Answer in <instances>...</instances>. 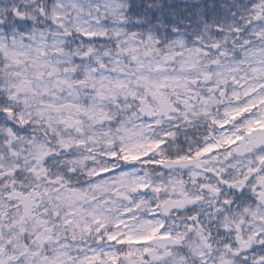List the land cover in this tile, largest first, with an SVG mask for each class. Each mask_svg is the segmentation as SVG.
Instances as JSON below:
<instances>
[{
    "label": "snow or ice",
    "instance_id": "1",
    "mask_svg": "<svg viewBox=\"0 0 264 264\" xmlns=\"http://www.w3.org/2000/svg\"><path fill=\"white\" fill-rule=\"evenodd\" d=\"M66 2L82 11L77 0H58L57 7L64 9ZM101 8L107 12L101 13ZM126 8V0H102L96 5V22L99 24L98 17L107 14L118 25H126L129 20ZM40 11L46 13L47 6L43 5ZM14 13L19 18L11 24L12 13L0 14V29L3 30L0 31V71L10 77L6 89L8 99L22 98L29 110L28 119L23 114L17 116L20 126L42 124L48 133L57 137L56 143L63 152L82 149L88 153L81 160H68V164L83 166L84 160H91L94 166L87 171L91 180L88 187H73L62 173L52 177L44 167L49 156H59L61 151L51 148V142L35 138V142L29 141L35 165H39L29 170L56 187L49 189L37 183L23 189L12 188L7 195L16 202L18 209L13 225L19 226L23 234L25 229L21 225L25 218L36 217L35 209H39L42 202L47 201L54 208L62 205L68 210L65 217H61L65 225L73 223V216L91 217L92 224L99 225L95 232L102 233L108 244L128 249L123 256L126 264H147L143 256L154 251L149 245L171 239V236L164 232L163 223L145 220L136 214L145 201L135 200L132 194L149 189L156 193L175 192L182 188V181L171 178L167 185H153L152 171L188 165L199 167L208 162L206 157L215 159L219 152L226 153L227 158L234 152L242 154L264 146V62L253 65L250 75L238 78L241 69L235 66L237 62L220 60L228 55L217 38L223 31L221 28L210 37L215 43L201 46L189 45L180 36L158 35L151 29L135 32L120 26L110 29L115 40V54L111 47L104 51L106 62L96 56L91 46L68 52L67 42L56 38L59 31L46 32L40 26H33L19 7ZM65 19L66 16L54 11L46 23L63 29V34L70 36ZM74 27L84 41L108 39V28L87 31L78 23ZM209 47L218 51L210 61L216 66L212 71L201 61V57L212 54ZM89 58H94L93 62L85 63ZM13 68L19 71H6ZM230 84L236 87L229 95ZM205 91L210 95L205 96ZM216 93L220 97L227 96V100H218ZM221 103L227 104L225 118L218 120L213 116L210 119L209 126L220 129L214 142L201 144L198 138H190L192 143L188 151L170 158L161 150L169 137H175V132H164L159 138L150 135L164 121L175 122L177 118L194 127L201 117H209L211 104ZM0 104H3L2 99ZM33 106L35 121L31 119ZM6 115L16 114L12 107L5 106L0 120ZM180 126L170 125L176 129ZM0 131L11 139L16 138L14 128ZM261 159L264 161V157ZM68 171L74 172L75 168ZM169 202L162 201L160 206ZM85 204L90 207H84ZM46 214L47 209H44L37 218L44 227L34 233L41 247L55 240L51 235H42L44 231H52L44 219ZM150 214H155V210H150ZM53 215L59 213L53 212ZM7 218V213L0 211V221ZM108 225L111 230H106ZM6 226L0 222V229ZM83 230L92 231L86 221ZM0 239H3L2 234ZM3 250L0 245V251ZM60 255L64 254L43 257L41 264H59ZM103 255L107 256V261L93 250L84 260L87 264H119V257L107 252Z\"/></svg>",
    "mask_w": 264,
    "mask_h": 264
},
{
    "label": "clouds",
    "instance_id": "2",
    "mask_svg": "<svg viewBox=\"0 0 264 264\" xmlns=\"http://www.w3.org/2000/svg\"><path fill=\"white\" fill-rule=\"evenodd\" d=\"M77 2L82 11L72 8L67 2L64 9H59L58 0H0V14L12 13L9 17L11 24L19 18L14 13V9L19 7L33 26H40L46 32L59 31L60 35L56 38L67 42L65 47L68 52L73 53L82 46H91L96 56L106 62L108 58L103 56L104 51L111 47L115 54V40L110 29L117 26L135 32L151 29L158 35L167 34L172 38L180 36L189 45L201 46L204 43H215V39L210 37L221 28L223 31L217 38L221 40L228 55L220 57V60L236 61L235 66L241 69L237 73L238 78L250 75L253 65L264 62V0H126L128 8L125 11L129 16L126 25H118L107 14L98 17L99 24L96 22V5L102 3V0ZM43 5L47 6V11L41 14ZM54 11L67 17L64 23L71 31L70 36H65L63 29H55L46 23ZM106 12V9L101 8V13ZM77 23L87 31L108 28V39L84 41L75 30L74 25ZM237 28L239 31H235ZM209 51L212 54L201 57V61L207 65V70L212 71L216 66L210 61L218 55V51L210 47ZM93 60L89 58L85 63H92ZM9 79L5 71H0V99L3 100L0 113L8 106L16 114L6 115L0 120V130L11 127L16 131L15 139L0 131V211L6 212L8 216L7 220L0 221L7 225L0 229L3 237L0 245L4 249L0 251V261L3 264H41L43 257L52 258L63 253L59 256V264H87L85 255L91 256L95 250L105 261L107 256L103 254L107 252L119 257V264H126L123 256L128 249L108 244L102 233L98 235L95 232L99 225L92 224L91 217L73 216V223L65 225L61 217H65L68 210L62 205L54 208L47 201L42 202L40 208L35 209L36 217L25 218L21 225L25 229L23 234L19 232V226L13 225V220L18 218V209L16 202L7 195L12 188L23 189L37 183L49 189L56 187L47 184L43 177L38 178L29 170L35 165L29 141L35 142V138L45 143L51 142V148L61 151L59 156H49L44 167L48 168L49 176L55 177L62 173L73 187H88L91 180L87 171L94 166V162L84 160L83 166L68 164V160H81L88 153L82 149L63 152L56 143L57 137L48 133L42 124L21 127L17 116L23 114L28 119L29 110L22 103V98L8 99L6 89ZM234 87L229 85V95ZM203 94L210 95L206 91ZM216 97L218 100H227V96L220 97L218 93ZM225 107L226 103L211 104L209 117H201L194 127L184 124L180 118L175 122L164 121L150 135L159 138L164 132H175V137H169L161 150L164 155L174 158L178 153L188 151L192 143L190 138H198L201 144L214 142L220 129L215 125L210 127V119L214 116L223 120ZM31 119H37L35 106ZM172 123L181 126L179 129L172 128ZM261 157H264V146L242 154L234 152L227 158L226 153L219 152L215 159L206 157L208 162L201 163L199 167L188 165L152 171L150 179L153 185H167L171 178L182 181V188L175 192L156 193L149 189L132 194L135 200L145 201V205L136 214L145 220L163 223L164 232L171 236V239L149 245L154 251L143 256L147 264H264V161ZM69 168H75V171L69 172ZM162 201L170 202L160 206ZM83 206L90 207L87 204ZM44 209H47L44 219L52 231H44L42 235H51L55 240L41 247L34 233L44 227L37 219ZM150 210H155V214H150ZM53 212L59 215L54 216ZM85 221L91 226V232H84ZM106 230H111V226L108 225Z\"/></svg>",
    "mask_w": 264,
    "mask_h": 264
}]
</instances>
